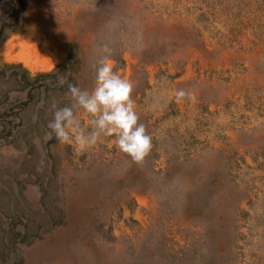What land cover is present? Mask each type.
<instances>
[{"label": "rangeland", "instance_id": "obj_1", "mask_svg": "<svg viewBox=\"0 0 264 264\" xmlns=\"http://www.w3.org/2000/svg\"><path fill=\"white\" fill-rule=\"evenodd\" d=\"M78 1L59 65H0V264H264V0ZM26 4L0 0V41ZM105 44L152 136L142 162L48 128Z\"/></svg>", "mask_w": 264, "mask_h": 264}, {"label": "clouds", "instance_id": "obj_2", "mask_svg": "<svg viewBox=\"0 0 264 264\" xmlns=\"http://www.w3.org/2000/svg\"><path fill=\"white\" fill-rule=\"evenodd\" d=\"M102 51L105 55L98 61L95 87L88 91L70 83L68 92L72 103L54 111L48 128L59 142L72 145L76 154L95 146L102 137H114L113 143L120 151L134 161L142 162L151 151L152 136L139 122L132 99L134 85L114 71L108 58L111 49L107 44ZM184 95L183 90L176 94L177 99ZM81 109L90 117L87 129L82 126L78 115Z\"/></svg>", "mask_w": 264, "mask_h": 264}, {"label": "crops", "instance_id": "obj_3", "mask_svg": "<svg viewBox=\"0 0 264 264\" xmlns=\"http://www.w3.org/2000/svg\"><path fill=\"white\" fill-rule=\"evenodd\" d=\"M26 1L11 31L0 41V65L18 63L34 74L53 69L67 57L74 41L70 28L82 2Z\"/></svg>", "mask_w": 264, "mask_h": 264}]
</instances>
